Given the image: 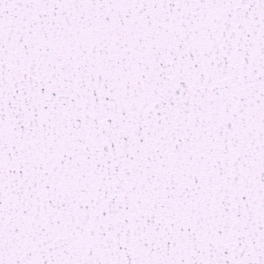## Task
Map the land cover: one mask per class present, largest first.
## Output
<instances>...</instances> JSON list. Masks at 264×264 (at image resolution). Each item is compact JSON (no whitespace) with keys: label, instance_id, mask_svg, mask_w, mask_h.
I'll use <instances>...</instances> for the list:
<instances>
[{"label":"snow or ice","instance_id":"6c2138e0","mask_svg":"<svg viewBox=\"0 0 264 264\" xmlns=\"http://www.w3.org/2000/svg\"><path fill=\"white\" fill-rule=\"evenodd\" d=\"M0 264H264V0H0Z\"/></svg>","mask_w":264,"mask_h":264}]
</instances>
